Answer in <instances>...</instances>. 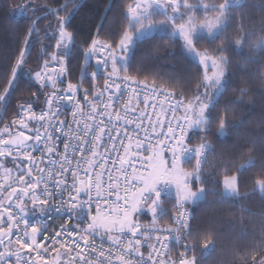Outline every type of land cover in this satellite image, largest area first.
I'll return each mask as SVG.
<instances>
[{"label":"snow or ice","instance_id":"snow-or-ice-1","mask_svg":"<svg viewBox=\"0 0 264 264\" xmlns=\"http://www.w3.org/2000/svg\"><path fill=\"white\" fill-rule=\"evenodd\" d=\"M243 2L244 0H222L219 4H209L205 0H198L197 4H191L189 0H136L134 4H130L129 28L116 47L94 39L91 48L84 53L86 61L97 52L108 53L103 60L97 61L106 72L103 89L94 88L91 100L88 99L87 90L85 91L87 111L79 100L74 99L78 91L76 85L69 84L67 90L57 89L54 75L58 77L60 73H35L37 81H45L42 87L49 86L50 82L53 88L51 95L46 98L47 110L37 116L31 104L27 107L21 105L23 116L12 121L13 126H18L16 131L7 124L0 128V158H3L0 160V171L3 173L0 177V246L4 249L0 251V264H198L197 257L189 258L185 254L195 246L191 249L186 246L185 252L180 253L178 262L171 257L164 258L165 254L155 244L148 242L155 234V240L167 249L168 237L165 236L162 240L159 233H171L172 229H142L135 221L134 214L151 200L149 210L155 225L159 216L167 215L159 201L164 189L170 185L175 186L176 199L180 206L187 202L196 203L207 197L209 190L201 187L193 191L191 184L193 180L202 181L201 166L207 153L214 151L213 146L202 142L195 147H189L187 141L190 139V131L210 130V110L227 88L224 69L227 59L223 55L209 56L207 52L202 54L196 50L195 44L200 39L210 42L219 39L232 18L230 10L242 7ZM181 8L184 9L183 12ZM19 11L21 15H25L26 7ZM198 11L203 13V19L199 21L196 16ZM209 13L216 15L209 17ZM156 15L164 16V21L160 24L153 23L152 18ZM60 20L56 48L64 49L59 56L63 61L64 56L71 55L72 35L64 27L70 17H61ZM35 24L36 21H33L29 34L37 30ZM169 26L170 32L167 31ZM132 29H135V33ZM162 29L169 39H182L185 50L198 57L199 63L204 66L203 79L197 85L196 94L190 98L181 97L173 104L167 98L174 96V93H169L157 105L149 103L147 94L142 101L137 99L140 93L137 88L132 87L129 98L123 100L124 90L130 87L131 78L127 75L121 77L120 72L127 70V55L131 46L136 39H143L149 33ZM243 39L241 37L236 41L238 49ZM256 48L258 52H264V40ZM224 51L226 49L222 47L220 52ZM57 58V54L53 53L51 59L55 61ZM24 60L25 51L21 50L12 67V76L7 87L0 94V102L5 106L18 72L20 76L29 75L23 71ZM109 62L110 70L107 68ZM44 64L47 68L48 61ZM63 71L62 66L61 73ZM84 75L87 73L82 72V77ZM90 75L95 78L97 73L92 72ZM201 87L204 88L203 92L199 91ZM58 92L65 94L58 95ZM105 93L108 94L106 99ZM158 94L163 93L153 89L151 99L155 100ZM66 100L73 102L71 123L59 120L60 107ZM166 100L167 107L164 106ZM121 103L122 108H116ZM140 103L145 105L144 110H140ZM148 107L153 109L151 115L147 113ZM138 111L139 116L130 115ZM177 111L182 114L177 115ZM30 121L36 122V126L30 127ZM218 123V136H226V118H220ZM66 127L68 131H65ZM141 131L143 137L140 135ZM56 132L65 137L63 152L58 150L55 143L59 139L54 134ZM167 141L173 143L169 145ZM38 147L41 152L39 158L33 155ZM165 151L170 153V160L165 158ZM192 159L196 161L194 170L185 171L182 163ZM8 163L13 167H8ZM41 164L45 166L40 167ZM137 164L140 168L136 167ZM253 164L254 160L249 158L240 166L239 171ZM13 171L16 172L15 176ZM54 190L66 192L68 199L62 200L58 206L52 204ZM255 191L264 194V178L255 180L253 192ZM81 194L87 199H82ZM247 195L246 193L241 197L237 176L225 175L220 193L222 200L234 201L246 198ZM29 202L33 208L38 207L41 213L53 207L60 212L66 204L69 211L78 214L77 218L85 221V226L80 227L78 224L69 230L62 225L60 231L53 230L52 236H44V240L55 247L45 246L37 237L47 232V226L39 221L29 224L25 218ZM93 203L95 214H92ZM14 208L19 210V219ZM85 209L88 210L87 213ZM241 210L248 211L244 207ZM183 215H178L176 223L186 227ZM64 234L69 238L79 237L83 244L76 239H58ZM95 235L106 237L110 246L105 248L103 244L97 245L94 240H90ZM145 246L149 249L147 256L141 251ZM210 246L214 247L211 238L204 241L202 255H207ZM85 249L88 251L85 252ZM51 252L55 256L48 259ZM31 253L35 255L31 256ZM257 256H260L259 260ZM12 258H15L14 261ZM251 260L252 264H264V255L254 252Z\"/></svg>","mask_w":264,"mask_h":264},{"label":"trees","instance_id":"trees-1","mask_svg":"<svg viewBox=\"0 0 264 264\" xmlns=\"http://www.w3.org/2000/svg\"><path fill=\"white\" fill-rule=\"evenodd\" d=\"M205 2L219 4L222 0ZM132 3L133 0H0V94L7 87L21 50L25 51L23 71L29 73L20 76L18 72L7 105L0 102V127L15 116L20 104L29 102L36 107L43 104L48 88L39 85L34 76L45 67V61L48 65L54 62L53 53L73 82L83 51L93 36L115 48L129 28L128 6ZM189 3L197 4L198 0ZM25 7L26 14L21 15L19 10ZM230 12L232 18L219 39L214 42L200 39L195 44L199 52L223 55L227 59L224 65L227 88L210 110V130L191 131L188 140L192 146L202 142L213 146L214 151L207 153L201 166L202 181L193 180L191 184L193 191L203 187L209 190L208 195L202 201L185 205L190 212L188 226L177 232L169 251V256L176 258L185 252L186 246L190 249L195 246L185 254L189 258L197 257L198 264H252L254 252L264 255V194L253 192L255 180L264 178V52L256 48L264 40V0H244L242 7ZM208 15L214 17L216 13ZM196 16L198 21L203 19L201 11ZM61 17H70L64 27L72 35L71 55L64 56L63 61L56 48ZM159 18L154 16L153 23H161ZM33 21L37 30L29 34ZM241 37L244 39L238 49L236 41ZM222 47L226 51L221 53ZM126 68L121 70V76L164 88L180 98L196 94L203 79L202 68L188 56L182 41L169 39L167 34L136 39L127 55ZM89 82L84 85L88 86ZM222 117L227 121L224 137L218 136V121ZM249 158L254 160L253 166L239 171ZM182 164L187 170L195 168L188 162ZM225 175L238 177L240 195L244 197L247 193L246 198L221 199ZM175 202L172 197H161L159 203L167 215L159 216L156 225L170 226ZM242 207L248 211H242ZM136 216L142 223L153 222L148 215ZM209 238L214 247L210 246L207 255H202L204 241ZM256 258L259 260L260 256Z\"/></svg>","mask_w":264,"mask_h":264},{"label":"built area","instance_id":"built-area-1","mask_svg":"<svg viewBox=\"0 0 264 264\" xmlns=\"http://www.w3.org/2000/svg\"><path fill=\"white\" fill-rule=\"evenodd\" d=\"M94 39L98 40V41H100L102 43L110 44L107 41L99 39L97 36H93L92 37V39L88 43L87 47L83 51L81 64H80V67H79V70H78V75H77V78H76L75 81H73V82L69 81V79L67 78V76L65 74V70L61 73L62 65L60 63H57V62H54L51 65H49L47 68H44L41 71H39L41 73H46V74H49V75H53L54 73H60V75L58 77H56L54 75V79H57V84H56L57 89L67 90L69 84L76 85L77 88H78V91L76 92V95H75L74 99L75 100H79L81 102V105H82V107L85 108V111H87V104L84 101L85 91L87 90L88 99L89 100L93 99V89L94 88L97 89V90L103 89L104 81H105V78H106V72L104 70V67L102 65H99L97 63V61L98 60H103L108 54L107 51H105L103 53L97 52L95 55L89 57V59L87 61L85 60L84 53L91 48L92 41ZM107 68H108V70H110V62L108 64ZM82 72H86L87 75H84L82 77ZM92 72H96L97 73L95 78H93L90 75V73H92ZM121 77H123V76H121ZM89 81H91V83ZM132 81H135V80L130 79V81H129L130 87L128 89L124 90L123 100H127L129 98V95L131 93V88L132 87L137 88V91L140 93V95H139V97L137 99L142 101L144 96H145V94H147L149 96V98H150L149 99V103L150 104L155 103V104L159 105V102L161 100L165 99V95L170 93V92H168V91H166L165 89H162V88L150 86V85H147L145 83L137 82V81H136L137 83H132ZM85 82H89V85L85 86L84 85ZM37 83L39 85H42L43 83H45V81H37ZM47 88H48V93H47L46 98L48 96H50L51 93L53 92V88L51 87L50 82H49V86H47ZM153 89H156L158 91V93H163V94H158L156 96V99L152 100L151 97L153 95ZM113 91H114V89H113ZM64 94H65V92H58V95H64ZM107 95H108L107 93L104 94V98L105 99L107 98ZM46 98H45V100L43 101V104L40 107H36L33 103H29V102L20 104L17 107L15 116L10 121H8L6 123H3L0 128H3L4 125L7 124V125L12 127L13 131H16V128L18 126H13L12 125V121L13 120H18L20 117L23 116V113L20 111V106L21 105H23L24 107H27L29 104H31L32 105V110L36 113L37 116H39L42 111L47 110ZM179 98L180 97L168 96L167 99L170 100L174 104L176 102V100L179 99ZM135 104H136V100L133 101V105H135ZM164 106L167 107V100L165 101ZM116 108H118V109L122 108V103L121 104H117ZM139 108H140V110H144L145 109V105L143 103H140L139 104ZM157 111H159V107L157 108ZM152 112H153V109L151 107H148L147 108V113L149 115H151ZM72 113H73V102L72 101H67V100L64 101L63 104L60 107L59 120H65V121H68L69 123H71L72 120H73ZM139 114H140L139 111L136 112V113H130V115H132V116H139ZM176 114L177 115H181L182 112L181 111H177ZM98 119H100V117H98ZM145 123H147V121H145ZM29 124H30V127H35L36 126V122H34V121H30ZM73 128H75L74 125H73ZM65 131H68L67 127L65 128ZM165 131H166V128H165ZM190 133H191V131L189 132V137H190ZM54 134L59 137V139L55 141V143L58 145V150L60 152H63V150H64L63 146H64L65 137L59 132H56ZM140 135H141V137H143V135H144L143 131H141ZM154 142H155V140H153V143ZM167 143L169 145H171L173 142L172 141H167ZM187 143H188V141H187ZM188 146L189 147H195V146H192V145H189V144H188ZM41 147H42V145H41ZM161 147H163V146H161ZM33 155L36 156L37 158H39L41 156V152L39 151V147H38L37 151L33 153ZM165 158L169 159V160L171 159V155L167 151H165ZM188 163L193 164L194 167L196 166L195 159H192L191 161H188ZM44 166H45L44 164L40 165V167H44ZM136 167L140 168V165L137 164ZM2 176H3V173H2V171H0V177H2ZM81 176H83V172H81ZM9 183H11V182H9ZM69 183H71V179L70 178H69ZM37 192H39V189H37ZM167 192H168V188L164 189V191L162 192V195L163 194H167ZM81 198L82 199H87V197H85L83 194H81ZM67 199H68V197H67V193L66 192L61 193L59 190H54V195H53L51 203L58 206V205H60L62 203V200L66 201ZM113 199H114V197H113ZM13 203H15V201H13ZM144 206H145V204H143L141 206V209ZM14 211L16 213H18V217L17 218L19 219V210L14 208ZM84 211H85V213H87L88 210L85 209ZM180 213L184 214L183 215V220H184V222L186 224V227H187L188 226V222H189V218H190V212H189L188 208H186L185 206H180V205L177 206L175 208L174 212L172 213L171 224L168 227H161V226H158V225H153L151 223L150 224H140L142 226V229H144V228H152V227H155L156 229H160V230L172 229L171 233H168V232H165V231H160V233H159V235L161 236L162 240H163V238L165 236L168 237L167 249H165L158 241L155 240V234H153V239L148 242V243H151V244H155L157 246V248L159 249V251L165 254L164 258L170 257L169 256L170 247H171L172 243L176 239L177 232L180 231V230L186 229V227H182L180 224L176 223V218L178 217V215ZM92 214H95V203H93V206H92ZM77 215L78 214H73L71 211H69L68 210V206L65 204L61 208L60 212H57L55 210V207H53V208H50L47 211H45L44 214L41 215V216H38V217H25V218L29 221V224L36 223L37 221H39L42 224L47 226V232L46 233H42L40 236L37 237V239L39 241H41L42 243H44L45 246H49L51 248V247H55V246L54 245H50L49 241L44 240V236L45 235L52 236L53 235V230L60 231L62 225L66 226L69 230L73 229L74 226H76L78 224L80 225V227H84L85 226V221L82 220V219H78ZM21 227H23V225H21ZM13 239H15V237H13ZM58 239H60V240L76 239L79 243L83 244V241L80 240L79 237H71V238H69V237L66 236V234L62 235L61 237H58ZM90 240H94L97 245L103 244V246L105 248H108L110 246V241H108L106 237H102L101 235H95L93 237H90ZM13 247H15V245H13ZM0 251H2L1 248H0ZM87 251L88 250L85 249V252H87ZM141 251L144 253L145 256H147L149 249L147 248V246H145V247L141 248ZM30 255L34 256L35 253H31ZM52 256H55L54 252H51V254L48 256V259H51ZM179 258H180V256L176 257V258H172V259L176 260L178 262ZM12 259L14 261L15 258H12Z\"/></svg>","mask_w":264,"mask_h":264},{"label":"rangeland","instance_id":"rangeland-1","mask_svg":"<svg viewBox=\"0 0 264 264\" xmlns=\"http://www.w3.org/2000/svg\"><path fill=\"white\" fill-rule=\"evenodd\" d=\"M136 2V0H133V3L132 4H134ZM184 11V9L183 8H181V12H183ZM169 14H171V10L169 9ZM159 21H164V16H162V15H159ZM180 21L178 20L177 21V23H179ZM158 24H160V23H158ZM167 31H171V27L169 26L168 27V29H167ZM153 34H166V32L162 29V30H159V31H154V32H152V33H149L147 36H151V35H153ZM146 36V37H147ZM180 39V38H179ZM181 41H182V43H183V40L182 39H180ZM67 42V41H66ZM63 51H64V49H59V54H62L63 53ZM118 52H119V49H118ZM187 52V51H186ZM199 52V51H198ZM200 53H202L203 54V52H200ZM187 54H188V56L192 59V60H194L195 62H197L199 65H200V67L202 68V70H203V73H204V66L202 65V64H200L199 63V58L198 57H195L194 55H192V54H190V53H188L187 52ZM210 71V70H209ZM34 78H35V76H34ZM36 80V79H35ZM37 81V80H36ZM162 89H164V88H162ZM203 91H204V88H203ZM202 91V92H203ZM3 158H0V160H2ZM7 166L8 167H13V165L11 164V163H8L7 164ZM182 166V168L185 170V171H193V170H187L184 166H183V164L181 165ZM194 167V166H193ZM16 175V172L15 171H13V176H15ZM222 190H223V181H222ZM163 196H169V197H172V198H174L175 199V203H176V205H175V207H174V209H173V212H174V210H175V208L177 207V206H179V204L177 203V199H176V189H175V186L174 185H170L169 187H168V192H167V194H163V195H161V197H163ZM191 204H193L192 202H187V203H184L182 206H185V205H191ZM151 205V200H149L146 204H145V206L140 210V211H138V212H136L135 214H134V216L135 215H140V214H145V215H148L149 216V218L150 219H152L153 220V218H152V212L149 210V206ZM172 212V213H173ZM137 217V216H136ZM172 217V216H171ZM135 219V218H134ZM136 222H138L139 224H150V223H142V222H140V220L138 219V218H136V220H135ZM151 224H153V222H151ZM156 225V224H155Z\"/></svg>","mask_w":264,"mask_h":264},{"label":"crops","instance_id":"crops-1","mask_svg":"<svg viewBox=\"0 0 264 264\" xmlns=\"http://www.w3.org/2000/svg\"><path fill=\"white\" fill-rule=\"evenodd\" d=\"M43 214H44V212L41 213L38 207L37 208H33L32 205H31V203L30 202L28 203L26 217H38V216H41ZM134 218L136 220L137 217L134 216Z\"/></svg>","mask_w":264,"mask_h":264}]
</instances>
